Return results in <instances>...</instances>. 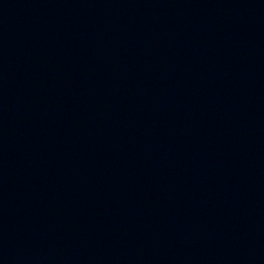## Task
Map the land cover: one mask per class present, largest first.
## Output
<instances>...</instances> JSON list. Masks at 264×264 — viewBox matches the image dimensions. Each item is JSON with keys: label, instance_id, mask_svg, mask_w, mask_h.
I'll list each match as a JSON object with an SVG mask.
<instances>
[{"label": "water", "instance_id": "1", "mask_svg": "<svg viewBox=\"0 0 264 264\" xmlns=\"http://www.w3.org/2000/svg\"><path fill=\"white\" fill-rule=\"evenodd\" d=\"M0 264H264V0H0Z\"/></svg>", "mask_w": 264, "mask_h": 264}]
</instances>
